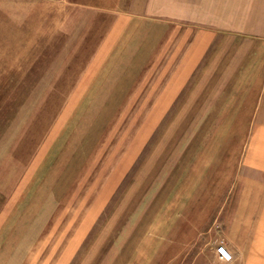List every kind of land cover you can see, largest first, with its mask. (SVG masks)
<instances>
[{"label": "rangeland", "instance_id": "374dc122", "mask_svg": "<svg viewBox=\"0 0 264 264\" xmlns=\"http://www.w3.org/2000/svg\"><path fill=\"white\" fill-rule=\"evenodd\" d=\"M263 42L264 0H0V264H218L178 213L238 185Z\"/></svg>", "mask_w": 264, "mask_h": 264}, {"label": "crops", "instance_id": "0c3cea01", "mask_svg": "<svg viewBox=\"0 0 264 264\" xmlns=\"http://www.w3.org/2000/svg\"><path fill=\"white\" fill-rule=\"evenodd\" d=\"M240 65L244 67V72L239 75V82L247 84L246 87L241 85V91H244L242 96L248 100V115L254 116L247 123L249 127L245 126L251 129L252 134L246 138L240 150L238 185L228 188L218 186L216 193L227 196H223L222 201L209 202L199 212L195 211L193 203L185 204L188 207L178 213L179 223H176L175 231L177 236L181 235L183 242L189 236L194 237L197 232L198 236L194 238L196 241L206 234L210 242L216 240L218 244L222 243L232 260H220L213 246L212 255L218 264H248L250 259H253V264H264V252L248 251L245 245V216L248 207L245 199L247 195L264 192V42L254 53V57ZM219 199L221 198L218 197L217 200ZM196 218L200 219L198 223L195 222ZM191 250L193 248L189 249Z\"/></svg>", "mask_w": 264, "mask_h": 264}, {"label": "built area", "instance_id": "2783aa9c", "mask_svg": "<svg viewBox=\"0 0 264 264\" xmlns=\"http://www.w3.org/2000/svg\"><path fill=\"white\" fill-rule=\"evenodd\" d=\"M216 255H218L219 259L224 261V262H230L232 257L228 250L223 246L219 245L216 249Z\"/></svg>", "mask_w": 264, "mask_h": 264}]
</instances>
